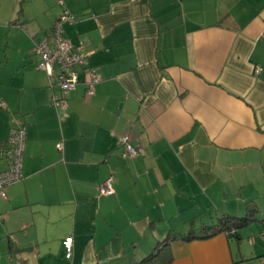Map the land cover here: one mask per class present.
I'll list each match as a JSON object with an SVG mask.
<instances>
[{
    "label": "crops",
    "instance_id": "0c3cea01",
    "mask_svg": "<svg viewBox=\"0 0 264 264\" xmlns=\"http://www.w3.org/2000/svg\"><path fill=\"white\" fill-rule=\"evenodd\" d=\"M64 11L91 95L82 74L62 94L32 50ZM22 126L0 264H158L169 238V264H264V0H0V147ZM126 135L144 156H120ZM249 201L259 220L213 234Z\"/></svg>",
    "mask_w": 264,
    "mask_h": 264
},
{
    "label": "built area",
    "instance_id": "2783aa9c",
    "mask_svg": "<svg viewBox=\"0 0 264 264\" xmlns=\"http://www.w3.org/2000/svg\"><path fill=\"white\" fill-rule=\"evenodd\" d=\"M74 20V15L64 11L46 35L42 39L34 41L32 50L39 55V68L46 71L50 84L57 86L62 94L74 89L79 84L82 74L85 90L91 95L94 93L95 85L100 81V76L94 67L87 64L88 53L83 45L80 43L73 46L63 34V23ZM53 102L61 107L66 104L65 98L54 97ZM24 139L25 128L22 126L14 129L6 143L0 147V152L6 157L8 163V168L0 172V197L5 196L7 185L22 178L21 163ZM119 143L122 148L120 156L123 158L141 157L146 154L145 148L139 143H133L127 135L121 137ZM56 147L61 150L62 144L57 143ZM98 189L101 195L113 194V177L109 176L105 179ZM260 237L264 238V231L260 233ZM62 247L65 258L71 259L73 255L71 236L62 240Z\"/></svg>",
    "mask_w": 264,
    "mask_h": 264
},
{
    "label": "trees",
    "instance_id": "16d2710c",
    "mask_svg": "<svg viewBox=\"0 0 264 264\" xmlns=\"http://www.w3.org/2000/svg\"><path fill=\"white\" fill-rule=\"evenodd\" d=\"M112 195V194H111ZM105 196V195H104ZM108 196V195H107ZM258 219L257 207L254 202H247V213L243 217H237L233 215H221L217 219V227L214 233L226 232L229 235L237 236L238 230L241 227L248 226L251 223L255 222ZM264 223V219H260ZM233 231V232H232ZM206 236V235H205ZM204 236V237H205ZM210 236V235H207ZM192 234L188 235L185 238H193ZM196 237V236H195ZM170 238L163 242L149 259L155 260L158 264H169L172 260V256L169 250ZM70 260V259H69Z\"/></svg>",
    "mask_w": 264,
    "mask_h": 264
},
{
    "label": "rangeland",
    "instance_id": "374dc122",
    "mask_svg": "<svg viewBox=\"0 0 264 264\" xmlns=\"http://www.w3.org/2000/svg\"><path fill=\"white\" fill-rule=\"evenodd\" d=\"M37 55V54H36ZM38 57H39V55H38ZM3 198L2 197H0V200H2ZM3 228V226H2V223L0 222V228ZM16 232V231H15ZM20 232H22V230L21 231H19V233ZM14 234H16V235H18V232H16V233H14ZM7 235V229L5 228V230L3 231L2 229H0V239H2L1 237H3V236H6ZM28 254V253H27ZM17 262H19V261H17V260H12L11 262H10V264H17Z\"/></svg>",
    "mask_w": 264,
    "mask_h": 264
}]
</instances>
